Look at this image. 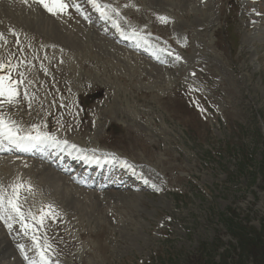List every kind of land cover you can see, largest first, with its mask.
Segmentation results:
<instances>
[{"label": "rangeland", "instance_id": "obj_1", "mask_svg": "<svg viewBox=\"0 0 264 264\" xmlns=\"http://www.w3.org/2000/svg\"><path fill=\"white\" fill-rule=\"evenodd\" d=\"M97 2L109 19L89 0L59 16L0 0V62L22 81L0 115L144 181L0 153V188L31 185L23 210L57 214L27 235L0 220V264H40L33 234L52 264H264V0Z\"/></svg>", "mask_w": 264, "mask_h": 264}, {"label": "snow or ice", "instance_id": "obj_2", "mask_svg": "<svg viewBox=\"0 0 264 264\" xmlns=\"http://www.w3.org/2000/svg\"><path fill=\"white\" fill-rule=\"evenodd\" d=\"M24 3H27L28 0H23ZM92 6L106 19H109L107 8L111 7L110 5H104L98 3L97 0H89ZM36 3L40 4L48 13L53 16H59L62 14H67L70 5L67 3V0H36ZM77 10H79L80 6L78 4L74 5ZM115 11V9H113ZM162 22H167V17H159ZM119 27V25H116ZM133 35H136L133 32ZM2 36V34H0ZM176 59H181V57L177 56ZM0 71L5 72L6 74L0 75V103L7 102L9 105H12L18 101L21 96V92L19 91L18 85L22 81H17L13 75L11 70L9 69V65L4 62H0ZM194 75V74H193ZM26 96L27 93L25 92ZM33 132H25L23 135L21 134L22 129L16 125L15 121L6 120L2 115H0V143L3 141H7L9 144H13L18 148L25 149L27 147H36L37 145H60L63 144L65 146H69V142L67 140H58L55 135H51L47 132L40 131L38 125H33ZM71 148L75 149L77 146L75 144L70 145ZM85 160H89L90 158L87 156L82 157ZM96 163H100L98 159L92 158ZM127 165V162H125ZM130 167V165H129ZM27 190L29 192L32 191L31 185H26L23 182L15 183L11 185V191L7 192L6 190L0 188V220H3L9 229L12 228V224L8 221L13 219L14 217H18L20 223L25 229V234H28V231L31 230L34 233L39 231L40 227L44 226L45 220L48 218H56V213L53 211V205H46L44 208L40 210L39 215L34 214L31 210L25 212L23 210V206L21 203L22 199H26V197L22 196V191ZM31 218L33 223H27L28 219ZM34 242L36 249L39 253L40 264H52V261L49 259L47 255L46 248L50 249L51 245L41 244L40 238L33 234L31 237ZM23 249V245L20 246ZM27 258V257H25ZM30 264H36L34 261H30Z\"/></svg>", "mask_w": 264, "mask_h": 264}, {"label": "bare ground", "instance_id": "obj_3", "mask_svg": "<svg viewBox=\"0 0 264 264\" xmlns=\"http://www.w3.org/2000/svg\"><path fill=\"white\" fill-rule=\"evenodd\" d=\"M16 3L17 2L15 1V4ZM8 12L9 11L6 8L0 7V15H1V17H2L3 13L5 14V13H8ZM153 51H155V50H153ZM56 137L59 138V140H61L60 137H58V136H56ZM47 145L50 146V147L48 146L49 151H50L49 152L50 158H52L53 156H56V158H55V159H57L56 162L59 160L61 155H64L63 157H61V159H64V161H68V159L66 160V158H64V157H66V155L63 154L65 152H70V154L72 156H77L76 159H71L67 163V172H69V170L71 169L73 163H78V164H76V167L80 165L82 168H87V165H84V162L86 160L82 158L83 156L80 154L81 153L80 151H77V150L71 148L70 146H65L63 144H60L58 146L57 145H52V144H46V146ZM43 146L45 147V145H39V150L42 149ZM83 153H86V154L90 155V157H94L96 159H100L99 161H100L101 164L98 163L97 166H92L89 169L90 172H92L93 170H96V172L98 171L99 173L105 172V174H107L108 176L109 175L112 176L114 178V180L118 181L117 184H119V186H121L123 184H125V185L127 184V186L129 187L131 185H135L138 182L142 183L144 181V179H143L144 176L142 175L141 171H133L132 168L128 166V164L126 165L124 162H122V161H120V160H118L116 158H113L112 156L109 157L108 156L109 154H107V155H104V154L101 155V154H98V153L97 154H91V153L86 152L85 150H84ZM49 164H51L52 166H55L58 169L61 168V167H59L60 163H58V162H57L56 165L53 164L52 162H49ZM63 165L66 166V163L64 162ZM100 165H103V167L101 169L98 168ZM44 170H46L45 166L44 165H40L39 166V172L43 173ZM45 176L47 178L52 179L56 183L60 182V180H61L60 177H58L55 173L49 172V170L46 171ZM140 179H142V180H140ZM64 184H65V181L63 182L62 185H64ZM146 184H148V183H146ZM143 186L145 187V185H142V187ZM57 187H58V185H57Z\"/></svg>", "mask_w": 264, "mask_h": 264}]
</instances>
